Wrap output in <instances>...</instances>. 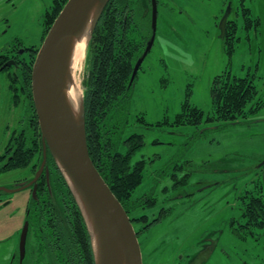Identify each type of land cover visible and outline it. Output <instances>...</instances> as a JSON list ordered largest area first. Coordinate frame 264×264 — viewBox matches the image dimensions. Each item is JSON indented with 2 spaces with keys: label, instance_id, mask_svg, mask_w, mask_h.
Segmentation results:
<instances>
[{
  "label": "rangeland",
  "instance_id": "rangeland-1",
  "mask_svg": "<svg viewBox=\"0 0 264 264\" xmlns=\"http://www.w3.org/2000/svg\"><path fill=\"white\" fill-rule=\"evenodd\" d=\"M50 6L51 0H0V50L37 53ZM227 9L235 26L227 30L230 50L219 30ZM246 18L258 24L247 27ZM78 65L83 94L85 57ZM222 72L253 83L248 107L261 103L256 112L234 123L204 120L213 113L212 81ZM9 79L0 72V156L27 128L31 109ZM186 98L202 110L200 125H146L172 123ZM126 124L123 138L138 133L144 140L131 161H145L131 200L154 201L130 214L142 264H264V229L242 217L248 195L264 201V0H157L155 39L129 94ZM34 175L32 164L0 172V189H16ZM29 198L27 188L0 190V200L9 201L0 204V264L18 248Z\"/></svg>",
  "mask_w": 264,
  "mask_h": 264
},
{
  "label": "trees",
  "instance_id": "trees-1",
  "mask_svg": "<svg viewBox=\"0 0 264 264\" xmlns=\"http://www.w3.org/2000/svg\"><path fill=\"white\" fill-rule=\"evenodd\" d=\"M66 2L67 0H51V6L44 14L45 34ZM146 6L149 7L148 12H145ZM150 6V0L108 1L87 44L85 76L82 82L84 128L90 158L127 212L132 224L135 220L130 214L139 207H146L148 201L151 204L154 202L148 198L141 202L131 200L134 190L142 181L145 165L144 160L135 163L131 161L143 146L144 140L143 135L138 133L122 137L124 127L127 126L129 94L137 77L136 75L129 85L132 71L152 34ZM244 13L249 14V11L244 9ZM253 22L258 24V20L249 21L246 18L247 27ZM230 29H235V26H230L227 22L224 40L228 50L232 46V36L227 33ZM13 52L12 48L9 52L0 50V67L9 61V54ZM30 52L29 58L16 56V65L2 70L10 78L9 88L23 94L31 109L27 128L14 138L11 137V143L0 156V163L5 162L3 166L0 165V172L24 169L32 164L35 173L42 162L41 135L31 94V70L36 52ZM254 95L255 86L247 78L222 72L212 81L210 98L213 113L204 120L234 123L259 109L261 103L248 107ZM203 117L202 110L191 106L186 98L172 123L165 120L146 125L197 127L203 122ZM122 148L124 152L121 151ZM45 170L48 175L46 177L43 172L37 180L36 196L30 197L25 215L31 232L36 234L37 247L41 248L42 255L49 253L52 258L49 264H95L85 221L49 151L46 154ZM244 205L242 217L245 224L264 229L263 199L251 194ZM162 213L163 211L160 215ZM146 219L147 216H141L138 220ZM150 225L151 223L144 225L142 230Z\"/></svg>",
  "mask_w": 264,
  "mask_h": 264
},
{
  "label": "water",
  "instance_id": "water-1",
  "mask_svg": "<svg viewBox=\"0 0 264 264\" xmlns=\"http://www.w3.org/2000/svg\"><path fill=\"white\" fill-rule=\"evenodd\" d=\"M108 1L67 0L50 26L36 53L31 70V94L41 135L42 162L28 183L16 189L0 190L14 193L33 185L32 196L35 197L36 182L45 170L46 154L49 151L85 221L95 264H142L140 245L133 224L90 158L84 128L83 94L79 121L74 119L64 94L69 59L68 39L81 31L89 13L94 9L90 39ZM228 14L227 9L219 23L221 38L225 34ZM156 23L157 3L156 0H151L152 34L133 68L129 85L153 46ZM14 65V61H7L0 67V72ZM44 172L47 177V170ZM27 230L28 223L25 222L21 232V256L24 255Z\"/></svg>",
  "mask_w": 264,
  "mask_h": 264
},
{
  "label": "bare ground",
  "instance_id": "bare-ground-1",
  "mask_svg": "<svg viewBox=\"0 0 264 264\" xmlns=\"http://www.w3.org/2000/svg\"><path fill=\"white\" fill-rule=\"evenodd\" d=\"M94 9L91 10L84 27L76 35L68 39L69 43V59L65 74L64 94L66 102L71 110V113L76 121L80 119V107L82 92L80 84L77 81V70L79 69L78 62L81 63L85 57L87 42L89 39L91 21L94 17Z\"/></svg>",
  "mask_w": 264,
  "mask_h": 264
},
{
  "label": "flooded vegetation",
  "instance_id": "flooded-vegetation-1",
  "mask_svg": "<svg viewBox=\"0 0 264 264\" xmlns=\"http://www.w3.org/2000/svg\"><path fill=\"white\" fill-rule=\"evenodd\" d=\"M12 51H14V52L9 54V56H10L9 60L10 61H14L16 56H18V58H19V56H23L25 53L23 50L12 49ZM24 183H25V181L21 182V185ZM32 187H33V185L27 187L28 191H30V197L32 196V193H33ZM36 188H37V186H36ZM0 204L1 205H7V204H9V201L7 202V201L0 200ZM27 204H28V201H27ZM26 207H27V205H26ZM25 215H26V208H25ZM25 222L28 223V230H27V235H26L25 244H24V255L21 256V250H20L21 233H20L18 248L16 249V251L14 250V252L12 253V256H11L12 259L9 258L10 260H8L6 262V264H49L50 262H52L51 261L52 258L49 256V253H46L43 255L41 254L42 253V252H40L41 248L37 247V245H36V234L31 232L28 220L24 219V223ZM24 223H23V226H24ZM240 227H241V223H240ZM11 236H13V235H11ZM29 238H30V242L32 244L29 243ZM140 250H141V248H140Z\"/></svg>",
  "mask_w": 264,
  "mask_h": 264
}]
</instances>
